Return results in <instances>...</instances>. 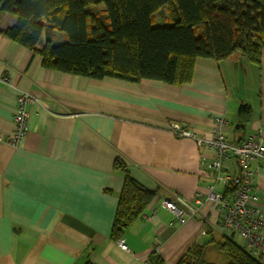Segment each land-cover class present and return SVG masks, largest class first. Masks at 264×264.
<instances>
[{"label":"crops","instance_id":"crops-1","mask_svg":"<svg viewBox=\"0 0 264 264\" xmlns=\"http://www.w3.org/2000/svg\"><path fill=\"white\" fill-rule=\"evenodd\" d=\"M104 10L102 4L92 7L94 14ZM166 18V8L155 15L158 25ZM17 21L3 14L0 30ZM65 41L55 31L54 43ZM44 43L45 37L40 46ZM0 75L12 82H0V264H153V256L178 264L193 245L213 242L208 256L228 239L219 227L217 205L208 199L216 183L209 166L215 152L175 135L169 126L176 123L205 136L223 118L230 143L259 133L264 139V50L260 65L239 53L220 61L198 58L191 80L173 85L47 69L39 54L0 32ZM21 93L37 101L27 107V135L13 146L9 138ZM243 106L252 115L241 128ZM118 159L156 196L115 240L126 176L115 168ZM251 167L256 203L264 214V162L253 161ZM224 169L241 173L235 159ZM177 197L185 200L186 213L194 210L184 215L185 222L160 206L162 199Z\"/></svg>","mask_w":264,"mask_h":264},{"label":"trees","instance_id":"trees-1","mask_svg":"<svg viewBox=\"0 0 264 264\" xmlns=\"http://www.w3.org/2000/svg\"><path fill=\"white\" fill-rule=\"evenodd\" d=\"M99 4L105 8L102 15L92 12ZM163 8L169 23L155 26ZM6 13L18 21L0 32L39 54L45 68L93 79L181 85L191 80L198 58L220 61L239 53L260 65L264 50V0H0V23ZM55 31L64 34V43H54ZM251 115V108L243 106L239 127ZM115 168L126 172L119 159ZM235 190L229 187L225 196ZM155 196L126 172L113 224L115 240ZM208 244L193 245L178 264H215L208 259ZM218 247L227 264H264L262 255L252 256L230 239Z\"/></svg>","mask_w":264,"mask_h":264},{"label":"built area","instance_id":"built-area-1","mask_svg":"<svg viewBox=\"0 0 264 264\" xmlns=\"http://www.w3.org/2000/svg\"><path fill=\"white\" fill-rule=\"evenodd\" d=\"M0 82L12 86L8 76L0 75ZM37 99L31 93H21L17 98V111L15 114V129L9 138V143L18 146L29 131L28 104ZM226 121L217 118L213 130L205 136H200L192 130L179 124H170V130L177 136L196 140L199 146H206L215 152V159L209 166L215 170L216 183L210 186L208 199L215 202L221 215L220 229L228 239L237 243L254 257L264 254V214L257 205L258 196L254 192L255 171L251 167L253 161L264 162V139L260 133L247 136L238 144L230 143L223 134ZM3 139L0 137V141ZM235 159L241 173L236 174L224 169L225 163ZM236 186L232 197H226V190ZM200 203V200H198ZM185 205L183 198L176 201L162 199L160 206L175 214L181 222H185L184 215H192L194 210L186 211L181 207ZM206 234L205 232L203 233ZM121 248L128 250V246L121 242Z\"/></svg>","mask_w":264,"mask_h":264},{"label":"rangeland","instance_id":"rangeland-1","mask_svg":"<svg viewBox=\"0 0 264 264\" xmlns=\"http://www.w3.org/2000/svg\"><path fill=\"white\" fill-rule=\"evenodd\" d=\"M158 19V17H157ZM155 26L159 24V20H155ZM166 23H169L168 21ZM44 41V37L42 38ZM208 258L210 261L214 262L215 264H227L228 260L226 258V255L220 251L219 247L213 246L208 253Z\"/></svg>","mask_w":264,"mask_h":264}]
</instances>
